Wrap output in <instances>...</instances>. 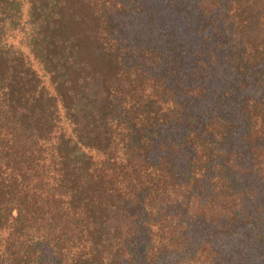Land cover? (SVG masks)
Returning <instances> with one entry per match:
<instances>
[{
    "label": "trees",
    "instance_id": "16d2710c",
    "mask_svg": "<svg viewBox=\"0 0 264 264\" xmlns=\"http://www.w3.org/2000/svg\"><path fill=\"white\" fill-rule=\"evenodd\" d=\"M0 264H264V0H0Z\"/></svg>",
    "mask_w": 264,
    "mask_h": 264
}]
</instances>
